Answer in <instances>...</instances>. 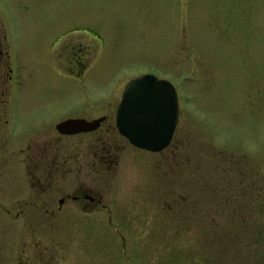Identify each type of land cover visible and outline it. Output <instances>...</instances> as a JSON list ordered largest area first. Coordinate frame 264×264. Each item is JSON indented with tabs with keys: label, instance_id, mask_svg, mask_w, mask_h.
<instances>
[{
	"label": "rangeland",
	"instance_id": "1",
	"mask_svg": "<svg viewBox=\"0 0 264 264\" xmlns=\"http://www.w3.org/2000/svg\"><path fill=\"white\" fill-rule=\"evenodd\" d=\"M0 32L21 67L13 95L49 102L36 119L108 114L121 150L103 215L0 219V264H264V0H0ZM66 42L86 51L83 76L58 67ZM143 75L177 92L164 155L114 125Z\"/></svg>",
	"mask_w": 264,
	"mask_h": 264
},
{
	"label": "flooded vegetation",
	"instance_id": "2",
	"mask_svg": "<svg viewBox=\"0 0 264 264\" xmlns=\"http://www.w3.org/2000/svg\"><path fill=\"white\" fill-rule=\"evenodd\" d=\"M65 44L62 47L65 64L58 67H63L68 77L75 61L80 68L77 76H83L86 51L80 49L81 54L74 58L71 44ZM57 58H62V54ZM21 76L18 59L11 53L9 37L0 32L1 222L7 223L11 216L16 217L13 220H19L25 215H103L107 211L105 185L118 166L121 153L104 127L109 120L108 114L91 119L83 115L36 119V115L45 113L49 102L29 101L26 97L13 95L15 90L19 92ZM101 118L105 121L92 132L62 134L57 130L59 124L67 121L92 122ZM174 134L170 145L157 154L164 155L171 150ZM168 161L166 157L163 162L167 167ZM198 176L195 185L200 187ZM166 179L175 177L162 176L160 182L165 184L164 189L167 188ZM165 194L178 200L173 204L179 205L180 201L186 200L184 195L175 194L173 190L168 189Z\"/></svg>",
	"mask_w": 264,
	"mask_h": 264
},
{
	"label": "water",
	"instance_id": "3",
	"mask_svg": "<svg viewBox=\"0 0 264 264\" xmlns=\"http://www.w3.org/2000/svg\"><path fill=\"white\" fill-rule=\"evenodd\" d=\"M178 117L174 86L153 75H143L125 86L116 109L115 127L132 147L157 154L170 145ZM104 121L71 120L59 124L57 130L62 134L92 132Z\"/></svg>",
	"mask_w": 264,
	"mask_h": 264
}]
</instances>
